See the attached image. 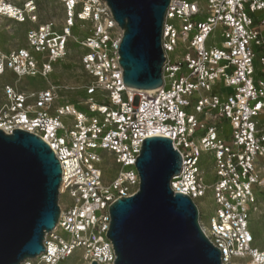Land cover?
Returning a JSON list of instances; mask_svg holds the SVG:
<instances>
[{
	"label": "built area",
	"instance_id": "obj_1",
	"mask_svg": "<svg viewBox=\"0 0 264 264\" xmlns=\"http://www.w3.org/2000/svg\"><path fill=\"white\" fill-rule=\"evenodd\" d=\"M56 1L63 13L59 25L40 20L35 0H0V19L30 25L25 47L0 49V77L16 79L1 88L0 130L11 135L19 129L48 145L61 167L59 198L69 199L58 205L44 251L20 264H61L75 256L78 264H113L105 236L108 207L137 193L135 158L141 141L156 136L170 139L180 154L170 189L194 203L221 264H264V250L254 246L249 232L253 216L264 225V125L258 121L264 115V0H202L205 7L169 0L162 86L152 91L124 86L118 64L122 31L103 0ZM77 26L87 32L83 39L72 33ZM75 44L90 80L80 86L51 82L54 65ZM257 55L261 78L255 81ZM25 78L46 86L21 89L17 83ZM78 92L86 95L84 102L73 99ZM112 167L118 170L109 180ZM207 195L212 211L204 220L198 201Z\"/></svg>",
	"mask_w": 264,
	"mask_h": 264
},
{
	"label": "water",
	"instance_id": "obj_2",
	"mask_svg": "<svg viewBox=\"0 0 264 264\" xmlns=\"http://www.w3.org/2000/svg\"><path fill=\"white\" fill-rule=\"evenodd\" d=\"M122 31L118 64L128 89L162 86V27L169 0H103ZM134 166L139 188L109 207L107 238L113 264H221L220 252L199 226L198 210L170 182L181 167L171 140L141 141ZM61 167L51 149L31 133L0 130V264H20L44 251L59 218ZM91 264H96L92 261Z\"/></svg>",
	"mask_w": 264,
	"mask_h": 264
},
{
	"label": "rangeland",
	"instance_id": "obj_3",
	"mask_svg": "<svg viewBox=\"0 0 264 264\" xmlns=\"http://www.w3.org/2000/svg\"><path fill=\"white\" fill-rule=\"evenodd\" d=\"M38 5L40 20L54 21L58 25L62 22L63 13L61 7L58 5L56 0H35ZM188 2H197L201 6L205 7V1L202 0H186ZM30 25L28 24H16L12 21L6 19H0V49L3 51L18 49L25 47L24 34L27 28ZM74 36L79 39H83L87 36L86 31H80L79 27H75L72 30ZM217 44L219 45V39H216ZM82 53L81 48L75 44L70 48L68 56L61 63H57L54 65V72L51 76H49V80L53 83H66L72 86H80L90 79L83 72L80 65V55ZM259 56L257 55L254 60V69L255 73L253 79L257 81L260 79V70L258 65ZM14 76H4L0 77V96H1V88L4 84H13L15 83ZM17 86L21 89L32 90L38 88H44L46 83L39 79H31L25 78L20 80L17 83ZM219 86L215 87L213 92H218ZM226 92V90H222ZM73 99L75 102H84L86 100V95L83 92H78L73 95ZM259 124L264 125V115L260 116ZM225 136H229L230 131L228 127H225L224 130ZM203 169L206 171L205 183L210 184L213 182V174L211 172V165L208 162L207 156L202 158ZM109 169V168H107ZM117 168L112 167V169L107 170V179L111 180L116 176ZM254 192L256 190L254 189ZM69 204V199L65 196H61L58 199V205ZM198 206L202 213V217L204 220L208 219L212 211V201L209 195L198 201ZM249 232L254 238V246L259 248L260 250H264V225L261 223L259 216H253L250 224H249ZM61 264H78L77 257L75 256L69 261H66Z\"/></svg>",
	"mask_w": 264,
	"mask_h": 264
},
{
	"label": "crops",
	"instance_id": "obj_4",
	"mask_svg": "<svg viewBox=\"0 0 264 264\" xmlns=\"http://www.w3.org/2000/svg\"><path fill=\"white\" fill-rule=\"evenodd\" d=\"M9 75L12 76L11 74H6L5 77H6V76H9ZM38 89H43V88H38Z\"/></svg>",
	"mask_w": 264,
	"mask_h": 264
}]
</instances>
